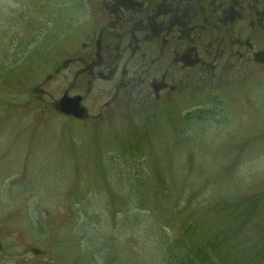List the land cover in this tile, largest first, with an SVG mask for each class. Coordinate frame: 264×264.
<instances>
[{
	"label": "rangeland",
	"instance_id": "obj_1",
	"mask_svg": "<svg viewBox=\"0 0 264 264\" xmlns=\"http://www.w3.org/2000/svg\"><path fill=\"white\" fill-rule=\"evenodd\" d=\"M104 2L0 0V264H156L152 235L233 230L230 213L263 249L264 35L241 26L234 54L202 44L200 67L133 73Z\"/></svg>",
	"mask_w": 264,
	"mask_h": 264
},
{
	"label": "flooded vegetation",
	"instance_id": "obj_2",
	"mask_svg": "<svg viewBox=\"0 0 264 264\" xmlns=\"http://www.w3.org/2000/svg\"><path fill=\"white\" fill-rule=\"evenodd\" d=\"M103 4L107 15L103 34L109 39L105 40L133 73L149 72L151 66L144 59L154 57L170 58L169 68L177 63L200 67L202 44L214 59L223 56L229 44L234 54L239 45L235 28L241 26L264 35V0H105ZM104 29L97 34L98 49ZM136 59L142 61L134 63Z\"/></svg>",
	"mask_w": 264,
	"mask_h": 264
},
{
	"label": "trees",
	"instance_id": "obj_3",
	"mask_svg": "<svg viewBox=\"0 0 264 264\" xmlns=\"http://www.w3.org/2000/svg\"><path fill=\"white\" fill-rule=\"evenodd\" d=\"M259 197L255 195L252 198L255 199L252 212ZM215 207L218 208L217 211L223 212L229 211L231 205L218 202ZM230 214L236 220L233 230H181V233L174 237H170L167 233H161L157 238L152 235L156 249L158 248L155 252L158 259L156 264H264V248L253 250L245 245L244 239H241L240 234L244 231L241 229L247 224L243 221L244 216L242 215L240 220L237 218L239 215ZM236 240L243 243L242 248H236ZM132 264L153 263L139 258Z\"/></svg>",
	"mask_w": 264,
	"mask_h": 264
},
{
	"label": "water",
	"instance_id": "obj_4",
	"mask_svg": "<svg viewBox=\"0 0 264 264\" xmlns=\"http://www.w3.org/2000/svg\"><path fill=\"white\" fill-rule=\"evenodd\" d=\"M80 96L69 97L64 94L58 101V109L64 114L80 117L84 109L80 106Z\"/></svg>",
	"mask_w": 264,
	"mask_h": 264
}]
</instances>
